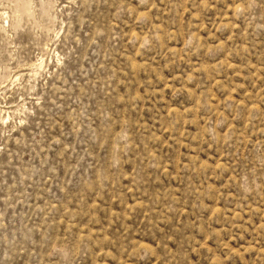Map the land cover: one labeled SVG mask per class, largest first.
I'll return each instance as SVG.
<instances>
[{"label":"rangeland","instance_id":"374dc122","mask_svg":"<svg viewBox=\"0 0 264 264\" xmlns=\"http://www.w3.org/2000/svg\"><path fill=\"white\" fill-rule=\"evenodd\" d=\"M0 264H264V0H0Z\"/></svg>","mask_w":264,"mask_h":264}]
</instances>
